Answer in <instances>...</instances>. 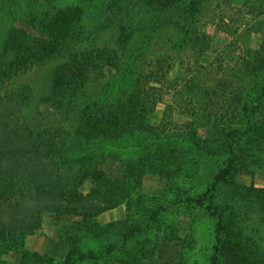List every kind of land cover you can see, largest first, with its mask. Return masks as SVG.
<instances>
[{
  "label": "rangeland",
  "instance_id": "374dc122",
  "mask_svg": "<svg viewBox=\"0 0 264 264\" xmlns=\"http://www.w3.org/2000/svg\"><path fill=\"white\" fill-rule=\"evenodd\" d=\"M263 43L264 0H0V73L49 121L36 133L62 128V197L116 205L39 214L0 264H208L213 209L219 264H264V161L247 158L264 148Z\"/></svg>",
  "mask_w": 264,
  "mask_h": 264
},
{
  "label": "trees",
  "instance_id": "16d2710c",
  "mask_svg": "<svg viewBox=\"0 0 264 264\" xmlns=\"http://www.w3.org/2000/svg\"><path fill=\"white\" fill-rule=\"evenodd\" d=\"M253 8H256L254 3L250 7L245 4L243 9L250 12ZM251 27L253 28L252 25ZM13 38L11 36L9 39ZM10 42L3 47V56L6 53L8 57L9 50H11L9 47ZM208 45H203L202 51H205ZM45 48L44 46L42 50L45 51ZM22 50L23 45H17L16 52L22 53ZM29 52L31 54L28 53V56L24 58L21 55L19 61L14 63L13 72L22 69L26 66L28 60L32 59L35 50L30 49ZM259 54L264 55V43L260 47ZM71 70H68V73L76 72L73 69ZM5 71L0 73V254L12 250L10 245L23 246L25 236L30 234L39 224L37 223L38 215L48 212L50 209L59 212L71 207L77 215H85L86 213L92 215L101 212L97 208L102 207V210H107L116 206L115 204L108 205L100 202L98 205H90V201H95L92 196L83 197L78 202L62 197L63 189L68 186L64 171H66V168L71 171L75 168L73 165H68L71 164L70 161H62V169H59L56 165V159H61L55 157L56 140L59 138L57 136H59L62 128L55 130L54 135L50 130L45 129L38 130L40 132L36 133L34 128L37 129L41 120L46 124H49V121L42 118L36 105L31 106L28 111L24 112L25 107L28 105V94L21 88L23 84L16 78L13 80V84H10L12 77L7 76ZM3 76H5L4 79ZM61 79L60 74H57L55 80ZM71 81L74 82L75 80L72 78ZM252 107L253 105L250 106V108ZM259 150L262 152L261 155L256 154ZM234 151L231 147L230 158L226 165L214 175L213 182L215 185L224 182L235 169L238 157ZM247 156V158L264 161V148L249 151ZM89 172L97 173L99 175L97 180L102 179L100 171L91 170ZM84 176H87V174L84 173ZM80 177L82 175L77 174V178ZM104 181L109 186L114 184L109 177L105 178ZM258 193L260 202L255 204H259L258 207L263 210L264 189L258 190ZM206 202L207 208L210 209L212 196L207 197ZM209 212L214 218V243L208 258V264H219L221 238L225 234L227 223L220 212L215 209ZM236 239V237L233 238L234 244ZM237 255H240V253L231 255V258H235ZM247 255L250 256V254ZM247 255L245 253L241 254L244 257Z\"/></svg>",
  "mask_w": 264,
  "mask_h": 264
}]
</instances>
